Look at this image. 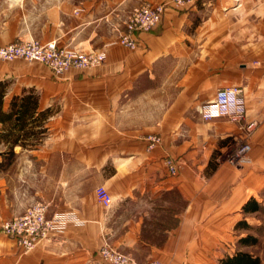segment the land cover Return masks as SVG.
I'll list each match as a JSON object with an SVG mask.
<instances>
[{
    "label": "crops",
    "instance_id": "0c3cea01",
    "mask_svg": "<svg viewBox=\"0 0 264 264\" xmlns=\"http://www.w3.org/2000/svg\"><path fill=\"white\" fill-rule=\"evenodd\" d=\"M145 1L169 0H1L0 45L55 41L104 51L106 61L61 76L40 63L0 62V264H108L105 246L139 264H220L249 251L239 224L256 229L243 207L264 194V0L169 7L153 31L137 34L136 50L111 45ZM164 69L181 72L171 96L172 81L157 79ZM227 87L241 90L245 122L203 120L199 107ZM21 99L36 109L22 122L5 118ZM153 136L161 143L150 149ZM101 186L110 208L96 197ZM36 202L50 217L72 212L84 223L23 252L1 224Z\"/></svg>",
    "mask_w": 264,
    "mask_h": 264
},
{
    "label": "built area",
    "instance_id": "2783aa9c",
    "mask_svg": "<svg viewBox=\"0 0 264 264\" xmlns=\"http://www.w3.org/2000/svg\"><path fill=\"white\" fill-rule=\"evenodd\" d=\"M193 3V0H169L164 3L146 2L137 7L126 23V28L120 33L118 44L136 50L141 45L137 34L153 31L162 21L166 10L169 7L177 9L185 8ZM24 60L28 63H40L52 70L56 76H61L71 70L84 71L101 66L106 61L104 51L81 54L73 49L59 47L55 41L43 43L31 39L25 42H14L7 45H0V62H14ZM201 118L205 121H212L220 118H227L232 122L243 124L246 118V102L237 87L222 88L217 91L213 100L202 104L199 109ZM254 124L246 125V140L238 149L239 161H248L247 153L250 150V143L247 141L251 135ZM150 149L161 143L159 136L150 139ZM165 164L171 175L178 172L177 162L171 158L165 159ZM96 197L106 208L113 205V198L107 188L101 186L96 189ZM75 213H57L52 217L48 215V206L43 202H36L23 215L12 220L5 221L2 232L14 238L20 243L23 252L32 251L41 242L50 238L51 235H60L71 225H82ZM102 258L108 264H139L109 246H105L100 252ZM144 264H165L161 261H152Z\"/></svg>",
    "mask_w": 264,
    "mask_h": 264
},
{
    "label": "trees",
    "instance_id": "16d2710c",
    "mask_svg": "<svg viewBox=\"0 0 264 264\" xmlns=\"http://www.w3.org/2000/svg\"><path fill=\"white\" fill-rule=\"evenodd\" d=\"M7 94V83H0V121L2 120L1 112L2 105L4 101V97ZM36 109V103L31 99L26 101L25 99H21L18 103L16 101L12 104L11 114H4L5 118L12 119L13 116L17 115V120L22 122V118L31 114ZM11 156H14V152H10ZM260 203L255 199H251L248 201L244 207L243 211L247 214L258 213L261 211ZM241 228L247 229L251 231L253 228L248 225L246 222H241L239 224ZM259 238L247 234L245 237H242L239 240V244L241 247H254L259 244ZM220 264H263V259L261 256L252 254L247 251H236L232 256H228L221 260Z\"/></svg>",
    "mask_w": 264,
    "mask_h": 264
},
{
    "label": "rangeland",
    "instance_id": "374dc122",
    "mask_svg": "<svg viewBox=\"0 0 264 264\" xmlns=\"http://www.w3.org/2000/svg\"><path fill=\"white\" fill-rule=\"evenodd\" d=\"M6 10H7V8L2 5V2L0 0V13H2L0 15V20H1V18H8L6 16L4 17V14H5L4 12ZM31 39H34V38H31ZM31 39H28V40H31ZM35 40H37V39H35ZM25 41H27V40H23L20 42H25ZM16 42H19V41H16ZM169 73L170 72L167 69L160 70V71H158L157 79L161 80V81H167V80L172 81L170 85H173V86L168 87L169 88L168 95L171 96V95L175 94V92H176V89H175L176 87L174 85H175V81L181 75V72H176L171 77L169 76L170 75ZM250 137H251V135L248 136V140L250 139ZM261 200L262 201L260 203V206H261L262 210L259 211L258 213L253 214L251 217H249V222L255 224L254 228H256V229H253V230L247 232L249 235H253V236L259 238L258 239L259 244L254 246V247H249V251H247V252H250L252 254H255V255H258V256H261L262 258H264V194H263ZM4 222L5 221H3L2 224ZM2 224H1V226H2ZM1 231H2V229H1Z\"/></svg>",
    "mask_w": 264,
    "mask_h": 264
}]
</instances>
